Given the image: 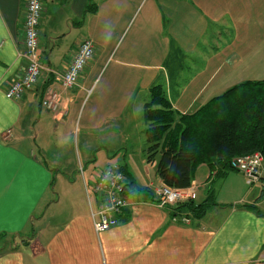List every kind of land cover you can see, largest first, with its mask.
I'll list each match as a JSON object with an SVG mask.
<instances>
[{
    "label": "crops",
    "instance_id": "obj_1",
    "mask_svg": "<svg viewBox=\"0 0 264 264\" xmlns=\"http://www.w3.org/2000/svg\"><path fill=\"white\" fill-rule=\"evenodd\" d=\"M260 1L43 0L45 69L37 86L14 100L5 92L25 69L26 0H0V264H264L263 185H248L239 171L197 167L195 205L210 194L217 205L189 224L155 198L131 195L119 223L97 232L86 193L114 163L136 187L164 184L146 154L152 88L161 86L181 113L229 89L222 83L205 91L216 71L194 90L198 72L181 78V69L242 60L245 40L264 35ZM86 38L94 58L77 87L61 90L47 69L67 70ZM260 47L249 46L248 57ZM108 64V78H96ZM48 89L61 91L58 114L42 106Z\"/></svg>",
    "mask_w": 264,
    "mask_h": 264
},
{
    "label": "trees",
    "instance_id": "obj_2",
    "mask_svg": "<svg viewBox=\"0 0 264 264\" xmlns=\"http://www.w3.org/2000/svg\"><path fill=\"white\" fill-rule=\"evenodd\" d=\"M144 120L148 124V162L156 163V172L165 185L188 187L202 163L213 172L216 167L224 172L231 169L235 157L257 151L264 155V80L236 84L190 113L176 110L163 88L155 86L145 105ZM124 195L155 198L151 189L131 182H127ZM215 205L210 194L200 204L190 203L173 211L174 215L186 211L202 217Z\"/></svg>",
    "mask_w": 264,
    "mask_h": 264
},
{
    "label": "built area",
    "instance_id": "obj_3",
    "mask_svg": "<svg viewBox=\"0 0 264 264\" xmlns=\"http://www.w3.org/2000/svg\"><path fill=\"white\" fill-rule=\"evenodd\" d=\"M44 13L43 0H26L24 21V47L19 57L25 64L23 75L12 82L6 89L9 99L20 100L28 91L33 90L40 82L45 69L39 55V29ZM95 46L91 39H84L64 72L47 69L56 76L61 90H70L78 86L81 75L94 58ZM42 106L55 114L61 110V91L48 89L42 99ZM230 168L241 172L248 185L262 183L264 190V155L257 151L232 159ZM127 184L126 174L122 167L111 164L102 170L86 185V193L90 205V214L97 232L107 231L119 223L121 215L132 205L125 195ZM201 184L192 181L188 187H171L165 184L153 186L158 206L176 208L196 202ZM178 217L185 224L191 223L193 215L190 212H179Z\"/></svg>",
    "mask_w": 264,
    "mask_h": 264
},
{
    "label": "rangeland",
    "instance_id": "obj_4",
    "mask_svg": "<svg viewBox=\"0 0 264 264\" xmlns=\"http://www.w3.org/2000/svg\"><path fill=\"white\" fill-rule=\"evenodd\" d=\"M238 0H233V3H237ZM263 1V0H262ZM260 1V3L262 2ZM262 15H264V13L262 12ZM234 22H236V20H233ZM232 40V38H230ZM235 39H237L235 37ZM249 40H245L244 44L241 45L240 47L243 49L240 50V53L244 52V56L242 60H240L238 63H236L235 65L232 66H220L218 67L217 63L214 64V66H209V68L207 69L206 65H202L204 61H198V64L195 65L194 67H183L181 69L182 72V76L181 78H189L191 77V75H193L194 72H198V76L196 78H198V83L194 86V84L192 86H194V90H196V86L199 84V82L204 83L206 81L209 80L208 77L211 76L212 73H215L216 71V78H213L211 81H209L208 86L209 88L205 89L206 92H209L210 88L212 87H216L218 85H229L230 87H233L236 84H239L241 82H245V81H249V80H264V51L260 50V51H256L253 52L252 57H248V55L251 53V51H247L246 49L249 46L252 47H260V46H264V35H250V37L248 38ZM237 41V40H236ZM236 41H234L233 43L235 45H237ZM233 46V45H232ZM244 46V48L242 47ZM239 47V44L238 46ZM262 49V47H260ZM239 48H237L238 50ZM236 50V53H239ZM245 50V51H244ZM231 53H233V51H231ZM110 66L109 64L107 66H104V68L100 71V73L98 74V76H96V78H108L109 72H110ZM235 83V84H234ZM94 90V88L92 89ZM205 95H208L205 94ZM201 100V99H200ZM78 126L76 127V131L74 133V140L77 137L78 134ZM95 152H93L95 157H99L100 155V150H98V148L94 149ZM159 155L157 156L158 159ZM157 161V160H156ZM83 163H81L82 165ZM84 166V164H83ZM56 182V181H55ZM55 189H61V185L60 183H55L54 185ZM71 197V196H68Z\"/></svg>",
    "mask_w": 264,
    "mask_h": 264
}]
</instances>
